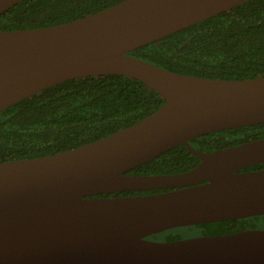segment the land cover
<instances>
[{
  "label": "water",
  "instance_id": "obj_1",
  "mask_svg": "<svg viewBox=\"0 0 264 264\" xmlns=\"http://www.w3.org/2000/svg\"><path fill=\"white\" fill-rule=\"evenodd\" d=\"M19 0H0V14ZM245 0H122L67 22L0 30V112L67 80L122 75L164 103L110 135L0 161V264H264V229L156 241L180 226L264 215V138L212 151L191 139L264 123V76L200 77L128 53ZM184 145L199 162L127 172ZM156 193L98 196L129 190Z\"/></svg>",
  "mask_w": 264,
  "mask_h": 264
},
{
  "label": "trees",
  "instance_id": "obj_2",
  "mask_svg": "<svg viewBox=\"0 0 264 264\" xmlns=\"http://www.w3.org/2000/svg\"><path fill=\"white\" fill-rule=\"evenodd\" d=\"M122 0H19L0 14V30L43 27L95 13ZM129 55L171 71L225 79L264 76V0H245L228 11L138 47ZM142 81L122 75L85 77L48 87L0 112V161L34 158L98 140L149 115L163 103ZM264 138V123L224 129L191 139L212 151ZM199 162L184 145L137 165L127 174H172ZM264 162L243 170L263 169ZM163 190H129L98 196H125ZM260 218L192 225L194 236L222 235L256 228ZM163 241L182 239L166 230Z\"/></svg>",
  "mask_w": 264,
  "mask_h": 264
},
{
  "label": "rangeland",
  "instance_id": "obj_3",
  "mask_svg": "<svg viewBox=\"0 0 264 264\" xmlns=\"http://www.w3.org/2000/svg\"><path fill=\"white\" fill-rule=\"evenodd\" d=\"M262 216H264V215H262ZM258 222L260 224L256 225V228L264 229V218H260ZM174 229H176V231L179 233V235L183 238L192 237L197 233L196 229H194L190 226H180V227H177ZM151 239L156 240V241H163L164 237H163V235H157V236L152 237Z\"/></svg>",
  "mask_w": 264,
  "mask_h": 264
},
{
  "label": "flooded vegetation",
  "instance_id": "obj_4",
  "mask_svg": "<svg viewBox=\"0 0 264 264\" xmlns=\"http://www.w3.org/2000/svg\"><path fill=\"white\" fill-rule=\"evenodd\" d=\"M246 229H256V228H246ZM257 229H259V228H257ZM241 230H243V229H241ZM237 231H239V230H237ZM236 232V231H235ZM199 236V235H198Z\"/></svg>",
  "mask_w": 264,
  "mask_h": 264
}]
</instances>
